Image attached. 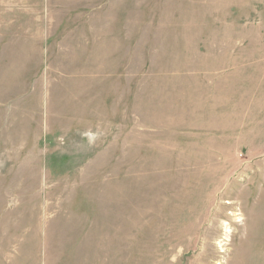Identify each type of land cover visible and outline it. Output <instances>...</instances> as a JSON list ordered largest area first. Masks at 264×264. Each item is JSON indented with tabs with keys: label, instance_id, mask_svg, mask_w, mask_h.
I'll list each match as a JSON object with an SVG mask.
<instances>
[{
	"label": "rangeland",
	"instance_id": "rangeland-1",
	"mask_svg": "<svg viewBox=\"0 0 264 264\" xmlns=\"http://www.w3.org/2000/svg\"><path fill=\"white\" fill-rule=\"evenodd\" d=\"M0 264H264V0H0Z\"/></svg>",
	"mask_w": 264,
	"mask_h": 264
}]
</instances>
